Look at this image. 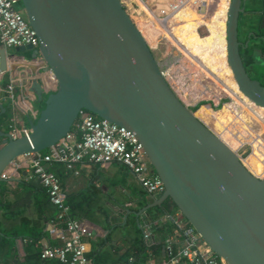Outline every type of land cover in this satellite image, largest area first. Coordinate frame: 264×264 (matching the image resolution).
I'll use <instances>...</instances> for the list:
<instances>
[{
    "label": "water",
    "instance_id": "1",
    "mask_svg": "<svg viewBox=\"0 0 264 264\" xmlns=\"http://www.w3.org/2000/svg\"><path fill=\"white\" fill-rule=\"evenodd\" d=\"M245 3L230 1L227 58L240 91L264 108V85L251 77L241 53ZM21 5L40 47L10 54L0 45V74L21 67L9 65L12 56L24 60L27 53L31 58L41 53L57 88L48 94L42 83L32 82L29 92L44 106L28 137L14 140L0 130V183L10 164L56 146L86 111L131 132L163 183V195L137 217L171 201L226 264H264V177L253 175L181 101L123 2L21 0ZM7 110L0 102V117Z\"/></svg>",
    "mask_w": 264,
    "mask_h": 264
},
{
    "label": "built area",
    "instance_id": "2",
    "mask_svg": "<svg viewBox=\"0 0 264 264\" xmlns=\"http://www.w3.org/2000/svg\"><path fill=\"white\" fill-rule=\"evenodd\" d=\"M207 14L206 11L204 16ZM0 45L10 54H15V50L26 46L39 50V38L29 24L21 0H0ZM10 64L21 67L14 74H0V102L9 103L19 113L25 110L30 112V125L23 124L18 113L13 114L9 120L7 132L15 140L28 137L32 133V125L39 118V112L30 108L27 102L32 95L29 92L32 82L37 80L42 83L45 91L46 87L55 91L57 86L50 69L44 70L47 63L41 53L35 58L24 56V60L12 56ZM31 67H36L37 73L33 74ZM2 142L3 139H0V146ZM113 162L120 163L130 171L150 197L163 195V183L151 167L138 139L125 128L86 111L80 114L70 133L56 146L46 152L16 159L4 171L2 179L7 182L20 179L22 173L28 175V180H37L58 212V226L49 231L50 236L58 243L43 248L40 254L42 260H55L60 264H92V258L88 254L89 241L102 235V230L97 225L71 219L61 177L50 170V166L61 164L67 171L79 174L76 167L105 168ZM171 218L174 228L164 243V258L157 260L149 253L150 257L144 264H225L179 211L176 210ZM144 239L148 243L150 235L145 234Z\"/></svg>",
    "mask_w": 264,
    "mask_h": 264
},
{
    "label": "crops",
    "instance_id": "3",
    "mask_svg": "<svg viewBox=\"0 0 264 264\" xmlns=\"http://www.w3.org/2000/svg\"><path fill=\"white\" fill-rule=\"evenodd\" d=\"M150 1L152 0L147 2L150 3ZM192 1L193 0H185L175 10L181 8L185 3L190 6ZM220 1L222 0H219V2ZM200 2L203 4L205 0H198L195 2L197 6L196 11L203 10L202 12L204 13V5H200ZM225 5L226 8L221 12L223 15H226L228 9L226 2ZM192 8V10H195L193 5ZM197 14H199L198 11ZM208 17L209 15L207 14L205 19H208ZM260 18L262 29H264V15ZM259 49H261L262 52L264 51L262 47ZM46 90L48 94L51 93L49 87H46ZM27 102L30 108L38 111L40 114L44 106L43 102L39 103L32 95L28 98ZM3 104L8 107V110L7 114H5L7 118L0 120L1 131L7 132L9 120L13 117V114L17 113L20 115L19 120H22L21 122L23 124L30 125V112H27L28 110L19 113V110L14 111L9 103ZM56 169L64 172L63 175H61V181L67 199L71 196L80 197L77 202L83 203L78 209L81 217L85 218L86 216H91L99 221V225L97 226L101 228L102 235L96 237L95 240L89 241V244H91V251L95 254L104 250L111 258H115L116 252H114L113 248L119 245L125 236L130 233L125 229L127 225V222L124 221L125 216L129 217L136 210V213H138L143 208L142 206H147L153 201L152 199L154 197H150L140 186L137 178L123 165L117 162H113L105 168H100L99 166L76 167L75 170L78 171L79 174L67 171L63 169L62 166ZM28 181V175L22 173L20 179L11 182L5 181L0 186V193L3 191V194H1L2 202L7 205L6 208L0 207V231L3 233L8 229V231L13 233H19V237L16 239L14 247L10 250L9 255H0V264H56L53 261H44L40 257L44 247L58 243L57 240H54L50 236L49 232L50 228L58 226V222L52 216L55 207L52 205V207L46 210L43 206V195L39 182L37 180H32V184L34 185L23 183ZM82 194L86 196H81ZM155 198L159 197L157 196ZM143 199L145 200L144 202ZM139 205L141 206L139 207ZM154 209L159 210L155 212L157 213L155 218H147L145 216L146 212L140 217L136 215V221L139 228L143 231V240L148 246H154L158 241L163 242L160 248V254L151 253L154 255L155 259L160 260L164 258V243L172 232L167 235L166 232L159 229L171 226L172 230H170L173 231L174 225L171 216L174 215L176 210L172 209L166 211L160 208ZM84 212H91V215H86ZM25 222H28V229L37 228L39 230L40 240L34 246H31L32 243L23 234V232L26 231L24 229ZM145 234L150 235L148 243L147 240L144 239ZM108 238H110L113 245H107V247H104L105 245L102 246L101 243ZM6 251H8V249H6ZM131 260L130 262L133 261Z\"/></svg>",
    "mask_w": 264,
    "mask_h": 264
},
{
    "label": "rangeland",
    "instance_id": "4",
    "mask_svg": "<svg viewBox=\"0 0 264 264\" xmlns=\"http://www.w3.org/2000/svg\"><path fill=\"white\" fill-rule=\"evenodd\" d=\"M121 1L124 2L123 4H125V9L127 10L134 24L145 35V38L147 39L157 61L159 62L160 68L162 72L164 73L165 78L167 80L168 78L170 79L168 80V82L171 85L173 91L181 99V101H183V103H185V105L189 107V109L194 111L196 113V116L210 130L212 129L211 131L216 136H218L217 132L221 133V135H219L218 137L221 140H223L226 144H228V146L231 147L232 150H234V152L237 153L241 157L242 161L245 163L247 168L255 176L259 178L263 177L264 173H262L260 168L261 166L264 167V131L261 132L258 142L254 144L252 138H254L255 135L252 134V132L250 131V128H248V126L242 119H238L237 117V119L233 120V122H230L235 116L239 115V113L237 112L233 113V116L232 118H230V120L222 121L224 123L230 122L229 123L230 125L227 131H225V128H218L216 130H213V128L209 127V125L207 124L208 121H206V119L203 117L202 111L207 112V113L214 112L217 114L223 111L224 108H226L228 104L232 102L230 98L226 96H222L220 100L217 101L215 98L209 97L206 95L205 97L203 96V99H200L196 102L194 101L196 99H193V97L190 98L188 96L187 97L188 103H186V101H184L183 99V96H184L183 91H179L175 89L174 87V83L176 82L171 80L173 78L176 79V81L177 80L184 81V88H188L190 90V94H192L193 96L196 95L197 97H202L201 91H199L198 87H195L194 81H193V79L199 77L197 73L198 72L200 73V71L198 70V67L200 66L197 65L193 60L189 59V57L186 54H184L178 47L174 45L172 46V44H170V42H168V40L160 32L162 30V27L159 26L158 24L159 28L156 29L155 24H154L155 21L163 19V17H167L168 14H171L185 0H152L150 1V3L147 2V5L149 9L151 10L149 13L136 0H121ZM146 1H149V0H146ZM193 1L190 4H192L194 6V9L196 10L197 6L195 5V2H197L198 0H193ZM210 2H211L210 0H205V3L201 4L200 2V5L206 6V3L210 4ZM253 4H256V9L260 10V12L262 13L264 12V0H257V2ZM205 6H203L204 13H206L207 11L209 18L210 17L214 18V16H217L220 13L219 6L208 7V9ZM198 12L204 15L203 12L202 13L200 11ZM155 17H156V20H155ZM260 23H261V18L258 20L257 23H255L252 18L244 17L243 21H241V38L242 39L246 38L245 28H247L248 30L256 29L258 28ZM181 24L182 22H180V20H178V17L175 16L171 19V22L168 24L167 29H169L171 34L175 36V33L172 30V28L178 29L181 26ZM197 33L201 37L208 36L209 29L207 25L199 26L197 28ZM181 45L183 47H186L184 44H181ZM203 63L205 64V62ZM203 83H204L203 84L204 87L211 88V89L216 88V86L218 85L217 82L214 81L211 77L203 78ZM230 111L232 110L230 109ZM244 117H245L244 119L249 122V125L255 131L257 132L261 131V126L259 123H257L256 120H253V118H251L248 115H244ZM246 139L248 140L249 144ZM252 155L254 158L253 161L254 160L255 161L251 163L249 162V158Z\"/></svg>",
    "mask_w": 264,
    "mask_h": 264
},
{
    "label": "trees",
    "instance_id": "5",
    "mask_svg": "<svg viewBox=\"0 0 264 264\" xmlns=\"http://www.w3.org/2000/svg\"><path fill=\"white\" fill-rule=\"evenodd\" d=\"M187 13L190 14V16L186 14V10H183L181 13H179L177 15L178 20H180V22H182V24L178 28V32L175 35L179 39H184L186 42V44H185L186 47L189 50L193 51V53H195L198 56L197 50L195 48L197 46L204 45L207 42L208 37L207 36L201 37L197 33V28H193L192 23H193L194 19L191 18V16L192 17L194 16V11L189 10V12H187ZM188 16H189V18H188ZM154 24H155L156 29L159 28L156 21ZM223 38H225V35L223 36ZM257 39L254 40L251 44H253L254 42H258V43L261 42L262 43L261 47L264 50V38L262 37V38H257ZM191 44H193V46H195V47L193 48V46ZM219 50H221V51L223 50L222 44L220 42L214 47L213 52H218ZM253 52H254L253 49L248 50V56L245 57V60L248 61L250 64H252L254 61H256V58L253 55ZM25 55L27 58H31L30 53H27ZM260 60H261V58H259V61ZM245 66L247 67L246 63H245ZM207 67H209L216 75H218L221 79H223V81L228 86H230L231 88L234 87V81L231 77L230 70H229L228 66L226 65L225 59L221 62V64L212 63L210 66L207 65ZM198 70L200 71V73L199 72L197 73V75L199 77L193 79V81H194L195 87H198L199 91H201L202 97H197L196 95L193 96L192 94H190V90L188 88H184V81H178V80L176 81V79L173 78L171 80L176 82V83H174V87H175V89H177L179 91H183V93H184L183 99H184V101H186V103H188V100H187L188 96L190 98L193 97V99H196V100H194L196 102L200 99H203V96L205 97L206 95L209 97L215 98L217 101H219L222 96H226V97L230 98V100L232 102L230 104H228V106L226 108H224L223 111H221L217 114L214 112L207 113V112L202 111V115L205 119L209 115H214L217 117V118H215V117L211 118L213 128H215V129L225 128V131H227V127L230 125L229 123L232 122L233 120H235L236 116L230 122L224 123L222 121L223 120H226V121L230 120V118H232L234 112H237V113L239 111L243 112L244 107L238 101L240 106H241V107H239L232 100L229 92L220 84L217 83L218 85L214 89L204 87L203 86V84H204L203 78L210 77V76L204 70H202L200 67H198ZM253 78L261 80L264 84V68L262 69V73H259V75L255 74ZM230 109L232 111H230ZM5 118H7L6 115L0 117V120H4ZM257 123H259V122H257ZM261 128H263V127L261 126ZM217 135H221V133L217 132ZM253 159L254 158L252 155L249 158V162H251V163L254 162L255 160L253 161ZM59 166H62L63 169H66L61 164H52L50 166V170L54 171L59 177H61V175H63L64 172H61V170L56 169ZM260 170L262 171V169H260ZM23 183L34 185V184H32V180H29L28 182H23ZM1 184L2 183H0V186H1ZM41 189H42V195H43L42 196L43 206L47 210L49 207H52V203L50 202V198H49V195L47 194L46 190L42 186H41ZM1 194H3V191H2V193H0V207L6 208L7 205L3 204L2 199H1ZM83 195H85V194H82L81 196H83ZM79 199H80L79 196H71L69 199H67V206L69 207V210H70L69 212H70L71 219L77 220V221L84 220L88 223H93L94 225H99L98 224L99 221L97 219H94L91 216H88V217L86 216V215L90 214L91 212H84L86 214L85 215L86 217L85 218L81 217L78 209L80 206L83 205V203L81 204L80 202H77V200H79ZM144 201L145 200L143 199V202ZM141 205H139V207ZM142 207H144V205ZM164 209L166 211H170L172 209L177 210L171 201H167L164 204ZM157 211H159V210L158 209H156V210L152 209L149 212H147L145 216L147 218H150V219L155 218L157 215V213H155V212H157ZM136 212H137V210L134 211L133 214H131L127 220V225H126L125 229L127 230V232L128 231L130 232L129 235L125 236L123 241H121V243L119 245H117L116 247L113 248L114 252H116L115 258H111V256L104 250H101V252L94 254L91 251V246H90L91 244H88V249H89L88 254L92 258V264H108V263L109 264H115V263H117V264H136V263L137 264H143L150 257L149 253L150 254L151 253L160 254V248L163 245V242L158 241L154 246H148L144 242L143 231L139 228L137 221H136L137 220L136 215H135ZM57 215H58V212L55 208L52 216H53V218H55V220L57 222H59ZM146 217H145V219H146ZM24 229L26 230L25 232H23L24 236H26L27 239L30 240V242L32 243L31 246H34L40 240V233L38 232L39 230L37 228L28 229V222L27 223L25 222ZM170 229H171V226H168L166 228H164V227L160 228L159 230L166 232L168 235L172 232L171 231L172 229L171 230ZM164 230H166V231H164ZM18 235H19V233H13L11 231H8V229L6 230V232H3V233L0 231V255H2V254L9 255L10 250L14 247L16 239L19 237ZM101 245L102 246L105 245L104 247H107V245H113V244H112L110 238H108L107 240L103 241L101 243ZM6 249H8V251H6ZM131 259L133 260L132 262H130ZM51 261L55 262L56 264H60L58 261H55V260H51Z\"/></svg>",
    "mask_w": 264,
    "mask_h": 264
},
{
    "label": "flooded vegetation",
    "instance_id": "6",
    "mask_svg": "<svg viewBox=\"0 0 264 264\" xmlns=\"http://www.w3.org/2000/svg\"><path fill=\"white\" fill-rule=\"evenodd\" d=\"M255 2H257V0H246L245 13L242 14L241 21H243V19L245 17V18H252L253 21L255 23H257L259 18L264 15V12L262 13V12H260V10L256 9V4H253ZM226 3L228 5V2H226ZM222 4L225 5V3H223V2H222ZM189 9H193L192 4H191V6H189ZM189 9L185 8L184 10H186V14L190 16V14L187 13V12H189ZM198 11H200V10H198ZM202 11H200V12L202 13ZM177 15H176V17H177ZM189 16H188V18H189ZM226 16L227 15H223V13H221V14H218L217 16H214V18L212 17L213 21H212L211 26H209V24L207 23V20L209 19V17H208V19L207 18L205 19V17H207V16H203L200 13L197 14V16H195V15L193 17L191 16V18L194 19L193 23H192L193 28H198L201 25H207V27L209 29V35L207 36L208 37L207 42L204 45H200V46H197L195 48L197 50L198 58L202 62H205L206 65L210 66L212 63L221 64V62L225 59L226 46H225L224 41L226 38V26H225ZM170 29H171V27H170ZM172 30L174 31L175 34L178 32V29L172 28ZM239 32H240V35H239L240 41L243 43V46L241 48L243 60L247 64V70H248L249 74L251 75V77L253 78L255 74L259 75V73H262V69L264 68V51L262 52V50L259 49L262 45L261 42H259V43L254 42L253 44H251V43L254 40H256L257 38H262L264 36V29H262L261 23L259 24L258 28H256V29L248 30L247 28H245L246 38L242 39L241 38V22H240ZM224 35H225V38H223ZM175 37L178 39L180 44H184V45L186 44L184 39H179L176 35H175ZM210 38L213 40V44L211 47H208V42H209ZM219 42L222 44L223 50L222 51L219 50L218 52H213L214 47ZM191 45L193 46V44H191ZM194 47L195 46H193V48ZM186 49H185V51L188 50V49L187 50ZM250 49H253V51H254L253 55L256 58V61H254L252 64H250L248 61L245 60V57L248 56V50H250ZM189 51H191V50H189ZM210 57L215 58L216 61L215 62L211 61ZM259 58H261L260 61H259ZM259 81L263 84V82L261 80H259ZM238 113L240 114L241 112L239 111ZM238 116H236V118Z\"/></svg>",
    "mask_w": 264,
    "mask_h": 264
},
{
    "label": "bare ground",
    "instance_id": "7",
    "mask_svg": "<svg viewBox=\"0 0 264 264\" xmlns=\"http://www.w3.org/2000/svg\"><path fill=\"white\" fill-rule=\"evenodd\" d=\"M137 2H139L141 4V6H143V8L149 13L151 10L149 9L148 5H147V1L146 0H136ZM210 4L209 3H206V8L208 9V7H217L219 6L220 7V13L223 12L224 8H226V5L222 6V2L225 3V2H228V8H229V5H230V1L231 0H222L219 2V0H210ZM154 5V4H153ZM185 8H188L189 9V6L187 5V3H185L184 5L181 6V8L175 10L173 13L171 14H168L167 17H163V19H160V20H157V24H159V26L162 27V30L160 31L164 37L168 40V42H170V44H172V46H176L178 47L184 54L186 53V55L191 59L193 60L197 65H199L210 77H212L218 84H220L221 86H223L228 92L229 94L231 95V98L232 100L239 106V102L242 104V106L244 107V110L243 112H241L238 116V119H242L246 125L248 126V128H250V131L252 132V134L255 135L253 139V143H257V141L259 140L260 138V135H261V132L264 131V108L263 107H260L258 105H256L255 103H253L251 100H249L239 89L238 85H237V82L235 81V78H234V74L231 70V67L229 66V63H228V58H227V42H226V38H225V46H226V56H225V60H226V65L228 66L229 70H230V73H231V77L234 81V87L231 88L230 86H228L225 82H223V80L218 76L216 75L209 67H207L206 64H204L199 58L198 56H196L192 51H189L187 50L185 47V49L187 51H185V49L183 48V46L180 44V42L178 41V39L171 34V32L169 31V29H167V26L168 24L171 22V19L173 17H175L178 13H180L181 11H183ZM189 10H192V9H189ZM194 11V15L197 16V11L196 10H193ZM227 12H228V9H227ZM152 14V13H151ZM154 15V13H153ZM227 15V13H226ZM211 18V17H210ZM208 19L207 20V23L209 24V26L212 25V21L213 19ZM159 19V18H158ZM155 20H156V17H155ZM226 22H227V16H226V21H225V26H226V29H227V25H226ZM138 28V27H137ZM139 29V28H138ZM139 31L141 32V30L139 29ZM141 34L143 35V37L145 38V35L141 32ZM145 40L147 41V39L145 38ZM148 43V41H147ZM149 44V43H148ZM213 44V40L210 38L209 39V42H208V47H211ZM171 46V47H172ZM210 60L215 62L216 59L215 58H212L210 57ZM169 80V78H168ZM51 92H53V88L50 89ZM239 101V102H238ZM244 115H248L250 116L251 118H253V120H256L257 122L260 123V126H262L263 128H261V131L260 132H257L255 131L250 125H249V122L246 121L244 118ZM212 117H215L217 118L216 116L214 115H209L207 116L206 118V121L207 124L209 125V127H212L213 128V124H212V121H211V118ZM237 119V118H236ZM259 121H258V120ZM236 125V124H235ZM241 126V125H240ZM229 127V126H228ZM227 127V129H228ZM214 130H216L215 128H213ZM212 130V129H211ZM249 130V129H248ZM215 132V131H214ZM240 132V131H239ZM243 133V132H242ZM241 133V134H242ZM231 134V133H230ZM250 135V134H249ZM219 136V135H218ZM245 136V135H244ZM250 137V136H249ZM219 138V137H218ZM248 138V137H247ZM251 138V137H250ZM247 140V139H246ZM223 141V140H222ZM224 142V141H223ZM238 142V141H237ZM241 142V141H240ZM248 142V140H247ZM252 142V141H251ZM250 142V143H251ZM225 143V142H224ZM226 144V143H225ZM249 144V142H248ZM228 145V144H227ZM231 148V147H230ZM232 149V148H231ZM234 151V150H233ZM244 163V162H243ZM245 165V163H244ZM246 166V165H245ZM247 167V166H246ZM260 169H262V173H264V167H261ZM249 170V169H248ZM250 171V170H249ZM251 172V171H250ZM252 173V172H251ZM253 174V173H252ZM254 175V174H253ZM257 177V176H256ZM264 177V176H263ZM261 177V178H263ZM259 178V177H258ZM226 264V263H225Z\"/></svg>",
    "mask_w": 264,
    "mask_h": 264
}]
</instances>
